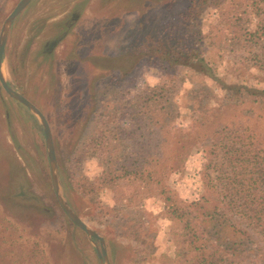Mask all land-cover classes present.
Listing matches in <instances>:
<instances>
[{"label":"rangeland","instance_id":"374dc122","mask_svg":"<svg viewBox=\"0 0 264 264\" xmlns=\"http://www.w3.org/2000/svg\"><path fill=\"white\" fill-rule=\"evenodd\" d=\"M20 1L0 0V31ZM262 29L264 0H33L13 22L6 78L48 119L64 194L111 264H190L195 247L264 264L259 229L221 203L226 146L264 149V103L242 97L264 89ZM164 37L238 101L205 64L168 61ZM0 264H101L57 202L42 126L1 85Z\"/></svg>","mask_w":264,"mask_h":264},{"label":"trees","instance_id":"16d2710c","mask_svg":"<svg viewBox=\"0 0 264 264\" xmlns=\"http://www.w3.org/2000/svg\"><path fill=\"white\" fill-rule=\"evenodd\" d=\"M258 37L264 43V29H262V33ZM162 41L165 46H169V53H166L169 58L168 61L173 59L177 62L188 63L194 60L195 62L205 64L204 73L210 76L215 82H220L222 88L229 92V104H234L235 101H238L237 99H234L235 101L233 100V96L236 93L233 91L239 88L237 84L226 85L225 81H221L222 79L219 77L216 70L210 68L203 58H199L197 55L190 53L191 50H189V48H187V50L178 49V44H180V42H175L174 39L170 37H164ZM244 90L246 91V94L242 96L244 99H248V97H257V102L260 104L264 103V89H251L245 87ZM240 137L242 136L239 135V137H235V143L231 146H226L229 147L228 155L230 157L228 165L232 169L234 180H232L233 182L231 184H226L223 187L228 191V198L227 195H225L226 201H224V203L222 201L221 203L225 204L224 209L226 206L232 209L234 208L235 210L237 209L242 214V218L254 224L264 237V149L261 148V145H254L255 147L252 151L243 153L242 148H240L241 146L238 148L236 146L241 142V139H239ZM181 142L184 144L183 139ZM66 188L69 190L68 185H66ZM220 210L221 209L218 208L215 212H220ZM211 215L212 214H207V216ZM186 226L190 225L187 224ZM195 248L198 255H195L188 263L217 264L212 260L208 261L209 257L204 248Z\"/></svg>","mask_w":264,"mask_h":264},{"label":"water","instance_id":"95a60500","mask_svg":"<svg viewBox=\"0 0 264 264\" xmlns=\"http://www.w3.org/2000/svg\"><path fill=\"white\" fill-rule=\"evenodd\" d=\"M33 0H21L17 6L13 9V11L9 14V16L4 21L1 31H0V85L2 89L14 100L25 106L28 110L34 114L37 118L39 124L43 128L45 144L47 148L48 160H49V168L51 174V181L53 191L55 193L57 202L64 212V214L69 218V220L79 229H81L88 237L89 241L95 246L98 258L101 264H111L108 250L106 246V242L104 237L99 235L97 232L92 230L88 224L74 211L72 206L70 205L68 199L64 194V190L62 187L59 166L57 161V155L55 151L53 135L51 131V127L48 119L44 115V113L29 99H27L23 94L16 91L8 81L5 75V63H6V47H7V39L10 28L16 18L25 10V8L32 2Z\"/></svg>","mask_w":264,"mask_h":264}]
</instances>
